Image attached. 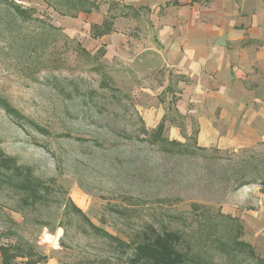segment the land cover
<instances>
[{"label": "rangeland", "instance_id": "1", "mask_svg": "<svg viewBox=\"0 0 264 264\" xmlns=\"http://www.w3.org/2000/svg\"><path fill=\"white\" fill-rule=\"evenodd\" d=\"M79 1L0 0V264L18 245L39 264H130L70 202L126 243L147 226L178 233L186 264H264L238 217L247 191L264 192V143L199 147L179 77L148 50L153 10L88 0V14ZM161 124L180 145L151 141Z\"/></svg>", "mask_w": 264, "mask_h": 264}, {"label": "crops", "instance_id": "2", "mask_svg": "<svg viewBox=\"0 0 264 264\" xmlns=\"http://www.w3.org/2000/svg\"><path fill=\"white\" fill-rule=\"evenodd\" d=\"M138 4L153 10L148 50L179 77L177 109L195 121L197 145L238 151L264 143V9L247 0ZM169 130L179 139L181 129ZM246 195L255 203L238 213L244 239L264 252V192Z\"/></svg>", "mask_w": 264, "mask_h": 264}, {"label": "trees", "instance_id": "3", "mask_svg": "<svg viewBox=\"0 0 264 264\" xmlns=\"http://www.w3.org/2000/svg\"><path fill=\"white\" fill-rule=\"evenodd\" d=\"M20 14H24L25 12L21 9H17ZM95 10H98V5L95 3H91L88 0L79 1V5L77 6L78 12L91 13ZM103 28L105 32H101V36L105 35L109 30L108 22L103 24ZM99 34L96 37H101ZM9 112L10 109H6ZM163 130V124L158 128V130L151 136V141L155 143H159L162 145H180V143L175 141H167L161 139V133ZM247 149L243 150L246 151ZM255 181V180H254ZM264 186V179L262 181ZM242 184V182H240ZM245 184V183H244ZM74 212L80 215L90 226V228L96 232L97 234H101L108 239L112 240L117 247L126 249L130 252V264H186L188 259L181 249L182 241L181 237L178 233L173 231H163L159 232L153 226H147L136 236V238L130 243H126L117 237H114L107 233L106 231L96 227L94 224L90 222V220L71 202ZM245 246H248L252 249V247L244 243ZM21 246L15 247H4L1 249V258L3 264H39L41 259L34 257L35 255L32 251L22 249ZM18 259H22L21 263L17 262ZM17 262V263H16ZM264 262V261H263ZM263 264V263H262Z\"/></svg>", "mask_w": 264, "mask_h": 264}]
</instances>
